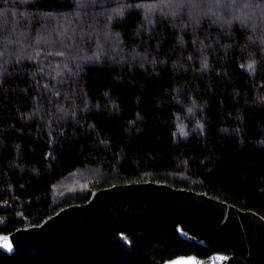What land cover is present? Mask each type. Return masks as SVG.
<instances>
[{
	"label": "trees",
	"instance_id": "1",
	"mask_svg": "<svg viewBox=\"0 0 264 264\" xmlns=\"http://www.w3.org/2000/svg\"><path fill=\"white\" fill-rule=\"evenodd\" d=\"M147 181L264 218V0H0V234ZM204 242L124 223L0 264L223 253Z\"/></svg>",
	"mask_w": 264,
	"mask_h": 264
},
{
	"label": "water",
	"instance_id": "2",
	"mask_svg": "<svg viewBox=\"0 0 264 264\" xmlns=\"http://www.w3.org/2000/svg\"><path fill=\"white\" fill-rule=\"evenodd\" d=\"M141 222L173 223L182 240L200 246L207 240L223 251L206 258L181 255L163 264H264L260 215L202 193L150 181L96 190L86 203L67 206L40 225L0 234V251L41 253L88 231Z\"/></svg>",
	"mask_w": 264,
	"mask_h": 264
},
{
	"label": "snow or ice",
	"instance_id": "3",
	"mask_svg": "<svg viewBox=\"0 0 264 264\" xmlns=\"http://www.w3.org/2000/svg\"><path fill=\"white\" fill-rule=\"evenodd\" d=\"M6 239V238H5ZM177 264H184V262H177Z\"/></svg>",
	"mask_w": 264,
	"mask_h": 264
}]
</instances>
